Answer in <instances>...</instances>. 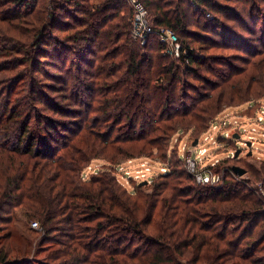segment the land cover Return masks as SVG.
<instances>
[{"label": "trees", "instance_id": "obj_1", "mask_svg": "<svg viewBox=\"0 0 264 264\" xmlns=\"http://www.w3.org/2000/svg\"><path fill=\"white\" fill-rule=\"evenodd\" d=\"M38 1L0 0L1 21L30 28L23 40L0 37L12 43L0 51V74L14 69L13 58L17 66L37 72L28 75L33 83L22 102L1 101L12 90L11 79L0 77V223L10 224L13 212L21 210L47 236L63 234L40 264H264V199L252 186H264V163L257 168L224 158L214 168L222 181L201 187L187 173L178 145L172 146L176 138L196 140L206 133L224 105L264 99V34L254 39L255 47L239 42V49L252 56L239 59L243 68L224 58L206 60L180 35L196 34L187 29V6L198 9L195 17L201 8L219 6L212 0H140L148 13L155 10V29L178 36L181 62L199 73L193 85L182 80L179 65L163 55L160 43L154 50L131 39L132 12L124 13L120 0L99 7H91L90 0L82 5L46 0L40 8ZM63 5H75L82 14L72 18L80 29L67 37L71 45L50 33ZM211 26L193 24L205 32ZM67 45L90 68L77 67L79 77L94 79L90 85L81 81L76 94L99 95L93 103L80 99L65 108L54 102L52 108L79 122L44 115L51 110L46 93L58 87L36 81L39 73L48 77L42 68L49 66L47 58L54 51L60 56ZM90 47L102 54L95 56ZM90 54L94 59H86ZM96 84L100 89L95 91ZM127 159H149L166 173L146 186L133 182L132 189L126 188L115 170ZM98 161H104L98 173L83 179ZM235 167L251 177L237 178ZM25 249L0 244V264H27L18 260L28 253Z\"/></svg>", "mask_w": 264, "mask_h": 264}, {"label": "rangeland", "instance_id": "obj_2", "mask_svg": "<svg viewBox=\"0 0 264 264\" xmlns=\"http://www.w3.org/2000/svg\"><path fill=\"white\" fill-rule=\"evenodd\" d=\"M45 1L46 0H39L38 8L42 7ZM107 1L109 0H90L88 4L91 7H99ZM120 1L124 3H122L125 7L123 11L124 13L126 12L127 14H129V11L132 12L130 18L131 37L133 21L135 18L133 1L137 0ZM78 3L79 5H82L84 2L82 0H79ZM212 3L214 5L222 7V9L224 10L227 9L228 13H225L224 10L223 12H221V8L219 7L217 8V10L215 8H201L199 9V15L195 17V13L198 11V9H196V7H192L191 5L187 6V18H189L190 21V24L188 25L187 29L190 33L196 34H194L191 38H189V34L180 35L181 40H187L186 43H189V45L195 49L196 54L200 55V57H204L206 60L211 58H224L228 59V61L226 62H230V65H234L238 68H243L245 67L243 66V61H240L239 59H251L252 56L246 55L243 48V50L239 49L243 47V45L239 44V42L242 44L246 43L248 45L254 46V39L258 38L260 34H264V0H212ZM244 7H248V9L250 7L248 14L241 13V9H243ZM229 8L233 11H229ZM76 9L78 8L75 5H63L62 9L57 11L59 18L53 23L54 26L52 25L53 27L50 31L53 37L61 39L64 43L68 45L71 44L69 43L67 37L71 35L73 31L77 30L78 28L80 29V26H78V24H76L72 19L73 17H82V14L80 12H77ZM206 11L211 12L210 17L205 16ZM151 12L152 13H148V21L153 27V16L155 10L152 9ZM34 16L35 14L30 16L28 15L26 19H31ZM194 23L201 25V27L204 26L206 23H209V25L212 24L214 26H211V31L205 32L195 28V25V27H193ZM73 27L75 28L74 30H72ZM3 29L5 31V34L1 32L3 31ZM29 29L30 28L27 25L22 23H15L14 25H10L8 24V22H3L0 20V37H2L3 39L7 37L9 39L15 38L23 40L24 36L27 35ZM228 33L230 34V36H228ZM234 34H237L240 38H238ZM205 35H208L209 38L204 39L203 37H205ZM223 35H226V38ZM176 37L178 39V36ZM134 41L138 42L141 47H145L146 45H153L154 50H156L157 45L160 46V39L157 35L150 37L145 45H142L139 40ZM11 44L12 43L8 40H3L2 42H0V51L4 50V48ZM49 44H52L50 40ZM68 45L61 51L60 56H58V54L54 51L52 55L47 58L49 66L44 65L42 66V68L47 72L48 77H45L41 73H39L36 81H39L40 83H46L48 85H56L58 87L57 91L55 92H45L47 96L50 97V100H47L48 104L46 105L48 107L50 106L51 110L46 111L44 115L53 117L57 120H77L79 122L81 121V118L75 119V117L73 116L63 117L60 114L56 113V108H52L54 102H57V106L65 108L72 107L70 105L73 103H77V101H80V99L91 103L92 101L97 100L99 95L95 92L91 95L81 93V95L78 96L76 94L78 93V87L81 86V81L84 80L85 85H90L89 83H93L94 79L87 78V76L85 75H83L82 78L79 77V75L81 74L77 71V67H82L83 70H90V68L86 64V62H84V58H81L80 60L78 56L73 53V49H70ZM161 46H163L165 49L163 51V55L166 57H170L177 63V65H179L182 80L193 85H198L196 79L199 73L193 70L192 67H189L185 63L181 62L180 59H175L173 56H171L170 53L167 51V47L165 45L161 44ZM44 47L48 46L44 45ZM74 47L75 44H73V48ZM50 50L52 49L50 48ZM90 52H93L95 56H99L102 54L99 48L94 47H90ZM259 57L261 56H255V58L252 59L257 60L259 59ZM86 59L92 60L94 59V56L90 54L86 57ZM1 60L2 58H0V61ZM9 63H12L11 66L14 67V69H11L6 73L0 74V77L4 79L9 77L11 79V81L7 83V85L10 87L12 92L9 94V96H7V92H5L1 98V101H5L6 99L8 100L11 97L12 103L19 100L22 102L24 101V97L28 94L27 91L30 89L31 84L33 83L32 78L28 75H30V73H33L34 76H37V72L33 71L31 68H29V70L27 71V66H17L18 62L16 58L9 60ZM55 75L59 76L60 79H53ZM206 75V77H211L208 74ZM76 77H79L78 80L76 79ZM74 86L76 87L75 89H73ZM94 88L96 91L100 89V86L96 84ZM1 92H3V90H1ZM3 108L4 103L0 102V111H2ZM250 108L253 109L248 110ZM92 117L93 113H89L90 120L92 119ZM260 118L264 120V99L253 101L250 100L244 104L239 105L238 102H235L231 105H224L221 111L219 112L218 117L215 118L208 130V132L211 133L210 136H212V140L210 142H205L203 139H201L202 136L205 134L204 133L196 140H188V137H184V139L180 140L176 138L173 141L172 146L175 147L176 145H178V152L180 153L182 159L184 145H193L195 141H197L198 144L199 139H201L199 149L202 148L206 151L207 159L205 162L210 166L212 163H215L217 160H221L223 158L231 157L232 159V156L229 155H236L237 151L241 150V153L235 159H243V164L245 162L249 165H254L255 167L259 168L261 164L264 163V122L262 123L260 121ZM214 127H217L218 129L214 130ZM226 132L229 134V138L225 137ZM236 135L239 137V139L235 138ZM224 137L226 139H224ZM251 137H254V140L252 141L254 145L252 148L247 146V141L250 140ZM215 141L216 145H212L211 143H214ZM141 160L150 161L149 159H127L124 161H120L117 165L126 163L127 168L134 172L136 169L140 168L142 163ZM103 164L104 161H98L95 164L93 163L92 165H90L87 168V171L82 174L83 179L86 180L91 175H96L98 171L102 168ZM151 164L153 166L152 168L155 175L160 173L161 168H159V166H157L153 162H151ZM247 168L250 169V167ZM141 169L144 170L143 168ZM243 176H245L244 179H249V177H251L247 174ZM116 177L122 186L126 188L129 187L130 189L133 188V185H131L133 181L127 180L126 178H123L121 175L118 174H116ZM140 184L138 185L140 186ZM259 185L260 183H254L252 186L258 189ZM258 191L259 193L262 192L260 189H258ZM13 213H16L14 215L15 220L13 219L10 224L0 223V244L5 245L6 243L11 242L14 246L18 248L21 247L22 249L23 247H25V250H27L28 253L18 259L23 260L24 263L40 264L42 261H46L47 254L53 249H55L54 244L58 241H63V234L57 232L47 236L46 234L41 232L40 226L37 221H30L29 219L24 218L21 213V210H17ZM36 223L38 224L37 226H35ZM9 235H12L11 238L7 237Z\"/></svg>", "mask_w": 264, "mask_h": 264}, {"label": "built area", "instance_id": "obj_3", "mask_svg": "<svg viewBox=\"0 0 264 264\" xmlns=\"http://www.w3.org/2000/svg\"><path fill=\"white\" fill-rule=\"evenodd\" d=\"M133 4L135 18L133 21L131 38L133 40H139L142 45H145L151 36L157 35L160 39V43L167 47V51L170 53V55L175 59H180L182 47L176 35L170 30L163 28L155 29L154 27H152L150 25V22L148 21V10L145 5L138 0L133 1ZM208 17L210 16L208 15ZM260 121L262 123L264 122L262 118H260ZM217 129V127H214V130ZM210 134L211 133L207 131L201 139H203L205 142H210L212 140V136H210ZM225 137L229 138V134L227 132L225 133ZM225 137L224 139H226ZM201 139H199V142L196 146L192 144H189V146L187 144L184 145V152L182 154L184 167L187 173L195 179L197 185L201 187L217 185L222 181L223 175L221 173L215 172L214 168L221 162L222 159L217 160L215 163H212L211 166L207 164L205 162L207 159L206 151L202 148L199 149ZM253 140L254 137H251V139L247 141V143H251V148L254 145L252 142ZM211 144L216 145V141ZM229 156H232V159L235 158L234 154H230ZM141 161L142 163L140 168L136 169L134 172L127 168L126 163L119 164L116 166L115 174L121 175L123 178L131 180L138 184L142 182H147L148 184H150L156 177L155 173L153 172V166L148 160ZM141 168H143L144 170H142ZM160 173H166V169H160ZM237 178L244 179L245 176H237ZM258 189L262 191L260 195L264 199V186L260 184L258 186ZM37 225L38 224L36 223L35 226Z\"/></svg>", "mask_w": 264, "mask_h": 264}, {"label": "water", "instance_id": "obj_4", "mask_svg": "<svg viewBox=\"0 0 264 264\" xmlns=\"http://www.w3.org/2000/svg\"><path fill=\"white\" fill-rule=\"evenodd\" d=\"M235 138L239 139V137H238L237 135L235 136ZM193 145L196 146V145H197V141H195ZM247 146H248V147H251V143L248 142V143H247ZM240 153H241V150H238L237 153H236V155H235V158H237V157L239 156ZM250 155H251V154H250ZM234 171H235V173H236L238 176H243V175L246 174V171H245L244 169H242V168H239V167H235ZM147 184H148L147 182H143V183L140 184V187H142V186H146Z\"/></svg>", "mask_w": 264, "mask_h": 264}]
</instances>
